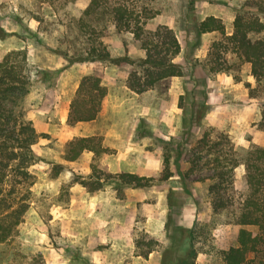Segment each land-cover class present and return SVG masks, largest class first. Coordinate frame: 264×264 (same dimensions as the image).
Returning a JSON list of instances; mask_svg holds the SVG:
<instances>
[{
    "label": "rangeland",
    "instance_id": "374dc122",
    "mask_svg": "<svg viewBox=\"0 0 264 264\" xmlns=\"http://www.w3.org/2000/svg\"><path fill=\"white\" fill-rule=\"evenodd\" d=\"M247 1L264 0H195L194 18L214 15L230 34L235 10ZM130 2L155 14L146 29L165 24L174 31L181 47L174 61L184 70L183 77L162 79L138 95L125 85L129 66L78 61L91 46H104L113 55L123 54L126 47L133 59L143 55L132 35L117 32L106 13L84 14L87 0H0V27L5 33L0 57L12 48L27 50L30 86L20 105L40 134L34 151L48 149L30 167L37 179L29 207L12 235L0 242V264H172L188 247V234L181 229L189 228L196 251L193 264H222L221 251L235 244L233 206L245 191L241 164L233 171L234 205L218 209H213L207 182L198 180L196 167L185 175L191 195L183 191L173 168L168 180L125 188L121 195L111 183L91 194L73 181L75 176L86 179L93 161L112 172L158 177L163 147L171 148L181 137L183 111L177 103L185 89L189 91L185 107L190 99L204 101L206 111L200 128H194L183 144L179 160L183 171L195 151L194 137L207 128L226 131L239 160L250 145L264 146V130L258 126L264 88L258 86L255 97L248 95L244 82L254 84L249 64L229 52L226 63H221L226 70L210 71L216 57L211 45L219 34L195 36L188 19L189 0ZM95 67L103 70L102 84L112 94L94 121L67 126L62 117L68 102L80 78ZM89 133L102 136L108 152L84 153L64 163L65 142ZM169 152L172 161L174 153ZM52 163L63 166L56 176L50 174ZM170 190L174 207L167 203Z\"/></svg>",
    "mask_w": 264,
    "mask_h": 264
},
{
    "label": "trees",
    "instance_id": "16d2710c",
    "mask_svg": "<svg viewBox=\"0 0 264 264\" xmlns=\"http://www.w3.org/2000/svg\"><path fill=\"white\" fill-rule=\"evenodd\" d=\"M189 5L188 19L197 38L206 32L219 34V39L211 45L216 57L215 66H210V71H225V54L234 53L242 62L249 64V74L254 84L245 81L244 85L248 89V95L255 97L258 92L256 88H264V1H247L245 7L235 10L230 34L225 32L221 19L214 15H207L202 20L194 18L195 0H189ZM83 13H106L117 32L132 35L143 55L133 59L126 53V47L123 54L113 55L104 46H91L78 61L94 65L107 61L118 68L129 66L125 85L135 93L151 89L162 79L184 76L182 65L174 61L181 49L174 31L165 24H158L152 30L145 28L147 20L155 15L150 10L139 8L130 0H87ZM4 36L0 27V39ZM27 61L25 48L9 49L0 57V242L12 235L27 211L31 187L37 179L30 167L42 160L32 147L40 134L31 120L25 117L20 105L30 86V65ZM102 79L103 70L100 67H95L91 73L80 78L69 100L67 125L96 118L107 94ZM188 92L185 89L184 94L178 96L177 104L183 111L180 140L175 139L171 148L163 147V168L158 177H146L129 171L112 172L93 161L90 163L88 177L82 179L75 176L73 181L80 183L91 194L106 183H111L121 195L125 188H141L154 179L168 180L174 170L180 177L183 191L191 195L185 175L196 167L198 180L207 182L213 209H218L234 205L233 171L241 164L245 191L233 206L235 244L221 251V261L222 264H264V146L250 145L239 160L229 134L222 129L207 128L194 137L191 145L195 151L188 170L183 171L179 161L183 144L188 143L194 128H200L206 111L204 101L190 99L187 108L185 107ZM258 126L264 130V109ZM83 151H91L97 156L108 152V148L104 146L102 136H77L65 142L62 159L74 161ZM169 151L174 153L172 161ZM62 168V164L52 163L51 176L58 175ZM173 194L171 190L167 194L169 207L176 205ZM181 231L188 234V247L172 264H193L196 251L191 240L192 230L189 228Z\"/></svg>",
    "mask_w": 264,
    "mask_h": 264
},
{
    "label": "crops",
    "instance_id": "0c3cea01",
    "mask_svg": "<svg viewBox=\"0 0 264 264\" xmlns=\"http://www.w3.org/2000/svg\"><path fill=\"white\" fill-rule=\"evenodd\" d=\"M248 64V63H247ZM128 89V88H127ZM131 91V90H130ZM113 92V91H112ZM132 93H134V94H136V95H138V93H135V92H133V91H131ZM112 93H111V90L109 89L108 90V92H107V94L105 95V97H104V99H103V101L102 102H104L105 100L107 101L108 99H109V97H110V95H111ZM140 94H142V93H140ZM69 103V102H68ZM103 105V104H102ZM101 108H102V106H101ZM67 111H68V108L66 109V111H65V113L63 114V117H62V122L64 123L65 122V125H67L66 124V114H67ZM99 114V113H98ZM97 117V116H96ZM95 120V119H94ZM94 120H91V121H87V122H78L77 124H81V123H88V122H92V121H94ZM68 126V125H67ZM88 135H97V134H94V133H89V134H80V136H88ZM100 136V135H99ZM102 141H103V138H102ZM105 146V145H104ZM107 147V146H106ZM45 149L43 150V149H40V152H38V155H44V154H46L47 153V151H48V149L46 148V147H44ZM92 154V155H94L93 154V152H91V151H83L82 152V154ZM106 153V152H105ZM81 154V155H82ZM102 154H104V153H102ZM80 157V156H79ZM75 161V160H74ZM69 162H72V161H64V163H69ZM117 172V171H116Z\"/></svg>",
    "mask_w": 264,
    "mask_h": 264
}]
</instances>
